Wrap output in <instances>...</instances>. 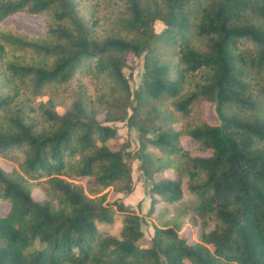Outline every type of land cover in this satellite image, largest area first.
<instances>
[{"label": "trees", "instance_id": "1", "mask_svg": "<svg viewBox=\"0 0 264 264\" xmlns=\"http://www.w3.org/2000/svg\"><path fill=\"white\" fill-rule=\"evenodd\" d=\"M15 14L43 33L5 25ZM130 56L143 58L134 91ZM205 102L218 124L185 126L205 154L191 155L172 123ZM124 121L137 153L107 143ZM133 159L150 213H177L147 248L142 217L107 202L133 191ZM0 160V264H264V0H0ZM116 214L119 232L101 231Z\"/></svg>", "mask_w": 264, "mask_h": 264}, {"label": "rangeland", "instance_id": "2", "mask_svg": "<svg viewBox=\"0 0 264 264\" xmlns=\"http://www.w3.org/2000/svg\"><path fill=\"white\" fill-rule=\"evenodd\" d=\"M5 25H13L19 30H23L26 33L34 36H39L43 33L44 30V20L41 17H31L25 14H15L13 16H9L5 20ZM155 32H160L163 29V25L159 22L154 23ZM123 73L128 80L130 88L132 91L137 89L142 82L143 75V58H135L130 56L128 58V66L123 69ZM59 113L63 112L62 108H59ZM201 117L205 122L210 125H217V118L214 111V106L211 103L205 102L202 104L196 103L192 107V111L190 116L183 117L181 115H175L174 121L172 123V127L180 131L182 133L180 142L184 148H186L191 155H205L204 153H199L196 151V145L192 142L188 137L183 135V131L185 126L190 122L196 120V117ZM99 120H102V117H99ZM116 128V136L109 140L107 143L112 150H116L118 148L123 147L126 152L130 154L137 153L140 148V136L135 128L129 125L126 121L117 122L108 124ZM151 135V134H150ZM150 135H146V137H150ZM146 150L152 151L158 154V151L150 146H147ZM0 166L5 170L9 171L11 166L8 162L4 160H0ZM131 170H132V185L133 191L131 193H114L110 191L107 195L108 203H123L127 208L133 210L137 215L142 217L143 225L142 232L143 237L139 241V246L141 248H147L150 244V239L153 235L155 227H161L164 221L167 219H173L177 213L174 210L173 205H169L166 207L165 214L161 213L160 216L157 217V214L163 207V202H157L154 204L153 211L150 213L151 200L148 197L149 191V182L143 176L142 172L139 169V161L133 159L130 162ZM171 176V174H169ZM159 175H156L155 178L159 179ZM184 198L182 199L178 214L185 210L188 213H191V210L186 206L187 202L192 199V196L188 195L184 190ZM42 196V193L39 189L33 190L32 197L34 199H38ZM157 199V198H156ZM8 204L6 202L0 201V217H3L8 212ZM169 222V221H168ZM121 223V215L116 214L114 217V221L110 224L101 225L100 230L103 232H107L110 235H116L120 230ZM208 226L206 229H210ZM199 226L190 227L189 224H184V226L179 231L180 236H188V242L195 241L197 235L199 233ZM188 264V263H186Z\"/></svg>", "mask_w": 264, "mask_h": 264}]
</instances>
